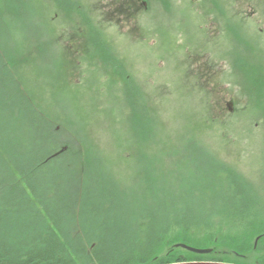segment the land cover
Masks as SVG:
<instances>
[{"label":"rangeland","instance_id":"rangeland-1","mask_svg":"<svg viewBox=\"0 0 264 264\" xmlns=\"http://www.w3.org/2000/svg\"><path fill=\"white\" fill-rule=\"evenodd\" d=\"M249 2L259 0H0V66H14L0 71V156L29 159L39 152L29 126L36 124L31 113L42 112L63 130V140L78 144L36 178L57 212H66L61 205L69 200L77 212L97 182L94 203L106 190L116 196L98 210L106 221L128 225L138 210L134 197H143L145 207L155 194L188 203L224 228L228 219L214 201L232 190L218 172L221 161L264 217V40L257 34L264 25L253 23L257 32L243 28L235 11L228 24L225 15L205 25L191 12L197 3L231 9L239 3V13L251 18ZM126 5L135 8L134 18L119 14ZM205 58L215 63L212 75L197 69ZM88 159L93 165L89 160L85 173L80 161ZM8 172L0 169V183ZM116 191L127 194L123 203ZM79 214L76 225L93 230L95 215ZM261 254L224 260L260 264Z\"/></svg>","mask_w":264,"mask_h":264},{"label":"trees","instance_id":"trees-1","mask_svg":"<svg viewBox=\"0 0 264 264\" xmlns=\"http://www.w3.org/2000/svg\"><path fill=\"white\" fill-rule=\"evenodd\" d=\"M13 69V64L9 63L0 66V71L3 73ZM3 86L5 88L7 83ZM21 98L25 101L20 102L22 109L26 108L25 113L28 115L29 102L22 95ZM31 115L36 124H31L29 127L36 131L39 139L36 146L40 153L29 159L14 160L6 154L7 152L0 156L2 164L0 169L9 171L7 183H0V264L226 262L225 256L235 254L243 261L249 253L254 251L262 253L257 260L260 264H264L262 210L250 196L244 194V190L236 181H232L234 179L229 178L230 174L236 171L227 168L221 161H219L221 167H217L218 172H225L224 176L229 180L232 192L229 193L231 196L227 194L224 199H217L218 196H216L217 200H213L218 205L216 206L218 213L224 214L228 219L224 228L220 224H217L220 225L219 227H214L212 222L204 221L206 216H198V213L188 207V203L187 205L178 204L176 199L172 198L162 201L155 198L157 196L155 194L150 198L152 201L149 205L145 204V207L143 197H134L138 210L130 221V226L129 224L125 226L118 221H106L108 215L100 212L105 211L107 205H113L111 203L115 201H111V198L116 199V196L114 192L107 190L102 192L101 189L104 197L94 203L91 198L97 190L99 191L97 182L96 185L87 189L89 199L82 197L86 200L80 199L77 202L79 205L77 212L72 211L71 203L73 202L70 200L67 204L61 205L66 212L60 213L50 208L43 197V182L38 183L36 178L39 174L48 171L51 163L68 156L78 144L70 141L73 138L69 136L68 141L63 140L59 135V132L63 130L56 131L58 126L55 127L56 122L49 116L42 112H34ZM49 142L52 143L50 147ZM66 144L69 145L68 150L59 153ZM89 160L91 162V159H88L86 163L80 161L85 173ZM213 165L214 163H211L208 168H214ZM91 180H93L92 177H90ZM197 191H199L198 195L204 196L203 189L199 188ZM116 193L117 200L123 203L122 198L127 197V194L120 191ZM219 203H222L221 206ZM84 209L95 215L96 221L93 222L94 227L91 231L85 230L84 226L81 229L75 223L77 215L81 216L79 212H83ZM25 217L26 223L22 220ZM259 236L260 239L255 248V239ZM178 244L211 248L213 251L207 255H198L177 247ZM220 248H228L230 251L222 252Z\"/></svg>","mask_w":264,"mask_h":264},{"label":"flooded vegetation","instance_id":"flooded-vegetation-1","mask_svg":"<svg viewBox=\"0 0 264 264\" xmlns=\"http://www.w3.org/2000/svg\"><path fill=\"white\" fill-rule=\"evenodd\" d=\"M250 3V2H249ZM188 4L187 3V11L184 12H189L188 11ZM253 7L252 13H249V16L251 18H245L241 13H239L240 11H242V9L239 6V3L234 5V8L231 9V3H224V4H220V3H216V7H211L210 5L207 6H203L202 8H200V6L196 4H192L191 6V12H192V21H198L201 24H205L208 25V23L211 21V19L217 23H221L222 19L220 18L221 16L225 17L226 15V24H228L230 22L231 19H233V17L231 15H229V12L235 11L234 16L238 17V21L242 24L243 28H251L252 30H256L255 25H253V23H259L264 25V0H259V3H250ZM248 5V4H247ZM135 8L131 5H126L125 9L120 10L119 14L130 17V18H134V16H132L133 10ZM194 11H196L198 13V15L207 18H200L197 15L194 14ZM219 12V16L218 19L214 18V15ZM121 18V16H120ZM234 20L237 22V19L234 18ZM209 21V22H208ZM261 30V29H260ZM263 31V32H262ZM262 31L257 32V34L261 37L262 40H264V30L262 29ZM247 32H250L249 30H247ZM223 33V30H219L218 34H215V37L217 38V40L221 41V37L219 34ZM207 42L213 43L214 45L212 46L213 48L216 47V42L214 40L211 39H206ZM225 42V39L223 40ZM230 42V41H229ZM208 64V65H207ZM212 66L215 67V63H210L209 58H205V60L202 62V65H200L197 69L199 70V72L202 74L204 72H206L208 70V72L206 73L207 75H212ZM19 95L21 96V93L18 91ZM229 108L232 107V104H228Z\"/></svg>","mask_w":264,"mask_h":264},{"label":"water","instance_id":"water-1","mask_svg":"<svg viewBox=\"0 0 264 264\" xmlns=\"http://www.w3.org/2000/svg\"><path fill=\"white\" fill-rule=\"evenodd\" d=\"M259 238L256 240L255 246H257ZM177 247H181L189 252L199 254V255H206L212 252V249L208 248H197L187 244H178ZM169 264H234V263H227V262H216V261H189V262H177V263H169Z\"/></svg>","mask_w":264,"mask_h":264}]
</instances>
